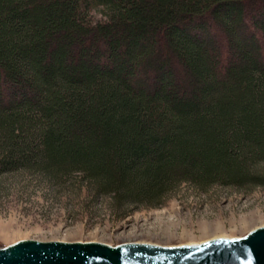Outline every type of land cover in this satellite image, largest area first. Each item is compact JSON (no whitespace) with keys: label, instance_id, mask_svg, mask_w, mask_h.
<instances>
[{"label":"trees","instance_id":"trees-1","mask_svg":"<svg viewBox=\"0 0 264 264\" xmlns=\"http://www.w3.org/2000/svg\"><path fill=\"white\" fill-rule=\"evenodd\" d=\"M21 168L118 204L264 186V0H0V173Z\"/></svg>","mask_w":264,"mask_h":264},{"label":"rangeland","instance_id":"rangeland-1","mask_svg":"<svg viewBox=\"0 0 264 264\" xmlns=\"http://www.w3.org/2000/svg\"><path fill=\"white\" fill-rule=\"evenodd\" d=\"M91 16L105 18L102 8ZM79 174L56 179L25 168L0 173V247L21 239L178 245L243 236L264 225L263 185L200 188L183 181L157 205L118 204L95 193ZM168 223L176 224L174 235L162 230Z\"/></svg>","mask_w":264,"mask_h":264},{"label":"water","instance_id":"water-1","mask_svg":"<svg viewBox=\"0 0 264 264\" xmlns=\"http://www.w3.org/2000/svg\"><path fill=\"white\" fill-rule=\"evenodd\" d=\"M264 264V225L243 236L161 245L130 241L21 239L0 247V264Z\"/></svg>","mask_w":264,"mask_h":264},{"label":"bare ground","instance_id":"bare-ground-1","mask_svg":"<svg viewBox=\"0 0 264 264\" xmlns=\"http://www.w3.org/2000/svg\"><path fill=\"white\" fill-rule=\"evenodd\" d=\"M175 226H176V224L175 223H168V225L167 226H165L162 230L164 231H167L168 232V235H174V233H175ZM157 230V229H156ZM153 231V230H152ZM188 232V231H187ZM187 232H186V230L185 231H183L182 232V234H187ZM190 232V231H189ZM161 233V232H160ZM127 234H133V232L132 231H128L127 232ZM154 234V233H153ZM181 234V233H180ZM154 235H157V234H154ZM177 235V234H176ZM215 237V236H214ZM140 242V241H139ZM200 242H202V241H200ZM188 243H198V242H188Z\"/></svg>","mask_w":264,"mask_h":264},{"label":"snow or ice","instance_id":"snow-or-ice-1","mask_svg":"<svg viewBox=\"0 0 264 264\" xmlns=\"http://www.w3.org/2000/svg\"><path fill=\"white\" fill-rule=\"evenodd\" d=\"M249 264H251V262H249Z\"/></svg>","mask_w":264,"mask_h":264}]
</instances>
